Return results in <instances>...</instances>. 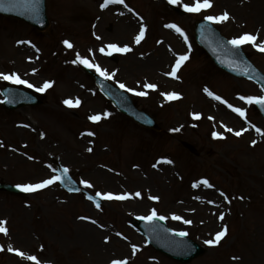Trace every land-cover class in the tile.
Masks as SVG:
<instances>
[{
  "label": "rangeland",
  "instance_id": "1",
  "mask_svg": "<svg viewBox=\"0 0 264 264\" xmlns=\"http://www.w3.org/2000/svg\"><path fill=\"white\" fill-rule=\"evenodd\" d=\"M236 1L211 0L210 8L187 12L183 5L194 0H179L173 5L185 12L182 15L169 8L172 4L169 0L110 3L125 12L127 18L132 16L137 21L126 32L119 30L120 19L112 15L111 6L100 7L104 0H46L49 25L42 32L19 19L0 15V73L11 75L7 70L16 52H32L36 57L31 64L37 67L35 77L23 74L20 78L34 87L14 85L30 89L42 99L37 106L17 110L0 108V180L15 185L35 184L55 175L57 169L67 168L77 183L92 194L96 191L125 194L124 199L102 198L97 208L87 201L83 192L69 193L58 181L26 192L24 196L0 192V220L6 222L7 229V233L0 232V264H36L27 259L33 255L40 264H111L113 259L125 258L127 264H264L262 178H247L257 186L261 184V189L242 191L244 198L236 211L231 201L241 186L242 172L260 173L264 167V121L254 103L239 98L241 95L261 96L262 92L250 81L218 70L195 44L192 34L194 21L226 11L229 19L214 24L228 39L249 33L257 36V44L264 41V0ZM95 20L98 22L96 32L93 30ZM141 24L145 32L136 43ZM170 24L177 25L183 34L167 27ZM64 40L72 47H67ZM108 44L128 45L131 50L112 51L107 48ZM241 46L264 72V52L251 43ZM101 47L104 52L100 51ZM161 50L167 52L163 62L157 60ZM77 53L107 72L112 84L123 83L124 90L134 89L130 95L132 100L159 122L161 131L146 130L120 115L100 94L92 79L81 71L82 63H72ZM185 54L188 59L181 64L176 76L166 75L178 57ZM91 69L97 72L95 67ZM161 74V78L170 77L167 79L170 89L165 93L176 92L177 98L165 99L157 89L143 87L145 83L164 82L156 78ZM45 81H51L52 86L44 92L36 91ZM10 82L0 79V89ZM205 87L222 99L218 101L209 96ZM62 93L69 95L67 100L71 105L64 103ZM223 101L243 108L245 116L241 117ZM217 102L226 108H218ZM192 113H200V118L195 119ZM97 114L101 117L98 121L88 119ZM209 117L213 118L215 127L205 122ZM256 122L261 124V137L235 135L247 125L255 126ZM22 124L28 127V132L19 138L22 149L6 153L3 147L13 141L12 127ZM222 126L232 128V136L212 137L213 131L222 133L217 129ZM82 137L85 139L80 141ZM252 140L256 144L253 145ZM183 142L191 144L197 154L185 149ZM160 174H163V182L158 188ZM82 180L89 181L93 187L85 186ZM203 180L212 186H205ZM194 184L193 192L197 193L199 188L206 190L208 202L192 193L189 187ZM127 192L128 196L142 197L140 205H134ZM137 192L140 196L135 195ZM211 193L220 199L214 201L215 211L219 210L215 221L198 218L189 225L182 219H173L174 215L186 217L184 212L191 208L210 206ZM152 196L158 199L153 200ZM153 209L158 217H166L162 220L170 228L186 232L202 247L199 257L183 263L174 261L140 237L132 220ZM221 212L224 213L222 220ZM93 220L96 223H92ZM77 221L90 226L86 238L77 235ZM225 226L227 233L219 243H204ZM245 226L253 229L255 238L243 236ZM244 241L248 249L243 247ZM133 245L137 249L135 255ZM9 246L25 256L13 255Z\"/></svg>",
  "mask_w": 264,
  "mask_h": 264
},
{
  "label": "snow or ice",
  "instance_id": "2",
  "mask_svg": "<svg viewBox=\"0 0 264 264\" xmlns=\"http://www.w3.org/2000/svg\"><path fill=\"white\" fill-rule=\"evenodd\" d=\"M20 2H21V0H7V3L10 4V5H16L17 3H20ZM23 2L26 5H31L33 10H35L36 0H23ZM178 2H179V0H169V3H172V4H175V3H178ZM4 3H5V0H0V10H4V11L10 10L9 8L3 7ZM108 3H120V4H123L124 0H104V3H102L100 5V7L104 8ZM211 6H212L211 0H194V2L191 3V4H187V3L184 4L183 8L187 12H200L202 9H207V8H210ZM125 7H127V5H125ZM204 19L207 20V21L221 22V21H225V20L229 19V14H228V12L225 11L221 15H208V16H205ZM167 27L174 28L177 32L183 34L182 30L175 24L167 25ZM144 32H145V26L143 24H141L140 25L139 34L135 37V42L136 43L140 42L141 38L143 37ZM97 38L99 39V37H97ZM256 41H257V36L256 35L249 34V33H244V34L239 35L238 37H234L233 39L227 41V43L232 45L233 47H236V48H238L240 45H243L245 43H251L253 47L258 48V50L261 51V52H264V41H260L258 44L256 43ZM17 43H22V41H17ZM27 43H30V42H27ZM63 43L69 48L72 47V44L68 40H64ZM33 47H35V46L33 45ZM107 48L111 49L112 51H116V52H128V51L131 50L128 45H124L123 47H119L116 44H108ZM37 51H39V49H37ZM89 51L91 52V49H89ZM100 51L104 52V47H101ZM187 59H188V57H187L186 54L185 55H180L178 57V59L176 60L175 64L172 66L171 72L166 73V75L175 77L177 70L180 68L181 64ZM77 62L82 63V64H84V65H86L87 67H90V68L91 67H95L96 71L100 72L101 75L108 76L107 72L102 71L99 68V66L93 65L92 63H90L89 60L86 57H81L79 53H77L76 59L72 61V63H74V64L77 63ZM32 71L35 72L36 70L33 69ZM0 79L11 80L15 84L27 85L29 88L34 87V85L29 83V81L21 79L16 73H12L11 75H8V74H5V73H0ZM51 86H52V82L51 81H45L44 84L41 87L36 88V91L44 92L46 89H48ZM119 87L123 89V88H126V85L123 84V83H120ZM143 87L148 88V89H156L157 85L156 84H151V83H145L143 85ZM126 90L129 91V92H135V90L132 89V88H127ZM204 91L209 96H213V98L218 100V101L222 99L219 95H214V93L210 92L207 87H205ZM136 94L137 95H146V93H144V92H136ZM161 95H164L167 99H173V98H177L179 96V94L176 93V92L161 93ZM239 98L241 100H243V101H246L247 103L255 102L257 104H264V96H244V95H241ZM223 102L225 104H227L228 108H230L234 112L238 113L241 117L245 116V110L243 108L234 107L232 104L228 103L227 101H223ZM64 103L68 104V105L72 104V102L70 100H67V99L64 101ZM76 103L78 104L79 100H77ZM107 115H108V113L105 112L104 116H107ZM191 115L195 119H199L201 114L200 113H192ZM100 118L101 117L98 114L88 117V119L92 120V121H98ZM209 119H212V117H209ZM253 127H255V126L253 125ZM255 130L258 133L261 132L260 128H256ZM172 131H179V129H172ZM227 131L228 132H232L233 129L232 128H227ZM243 131H245V129H241L240 131H236L235 135L236 136H240L241 132H243ZM88 134L92 135L93 133H88ZM41 135H43V133H41ZM212 136L214 138L222 137V133H218L216 131H213L212 132ZM251 143L254 145V144H256V141L252 140ZM88 151H91V149L89 148ZM161 159L164 162H166V163H172L171 160H166L165 158H161ZM159 162L160 161H158V163ZM153 167H156V165L154 164ZM63 172L65 174H67L68 169L64 168ZM58 180H61V177L53 175L50 178L43 179V180H41V181H39V182H37L35 184H18L17 187L22 189L25 192H31V191H35V190H38V189H43V188L53 184L54 181H58ZM81 183L84 184L85 186L89 187V188L93 187L89 183V181H87V180H82ZM202 183L205 186H208V187L212 186V185L209 184V182L207 180H203ZM193 186L195 187L196 185L194 184ZM135 195L136 196H140V193L137 192ZM222 195H223V193H222ZM95 196L96 197H103V198H106V199H112L113 198V193H111V192L101 193L99 191H96L95 192ZM88 198L90 200L93 199L92 196H89ZM116 198L117 199H124L125 196H117ZM224 198L226 200L228 199L227 196H225ZM151 199L156 200V199H158V197L152 196ZM96 207L97 208L100 207V204L98 202L96 203ZM156 216H157V213H156L155 209H153L151 211L150 215L144 216V217H141V218L144 219V220L151 221L154 218H156ZM223 217H224V213L221 212L220 215H219V218L222 220ZM165 218L166 217H164V216H160L159 217V219H165ZM81 219H90V218L89 217H81ZM173 219L181 220L182 217L174 215ZM5 223H6L5 221L0 220V232L7 233V229L4 226ZM92 223H96V221L93 220ZM183 223L184 224H190L191 221L190 220H183ZM101 227H103V225H101ZM226 233H227V227L225 226L220 231L215 232L214 238L207 239V240L204 241V243L208 244V245H215V244H217V243H219L221 241V239L226 235ZM177 234L179 236H186L187 235V233L184 232V231H180ZM117 235L119 236V235H121V233H117ZM104 239H105V241H107L109 238L106 236ZM8 250L9 251H16L17 254L22 256V257L25 256V253H23L22 251H19V250H14L11 246H9ZM136 250H137L136 246L133 245L132 246L133 255H135ZM27 259L31 260V261H35L36 264H40V261L34 255L33 256H27ZM233 259H238V257H234ZM111 264H127V260H126V258L125 259H113L111 261Z\"/></svg>",
  "mask_w": 264,
  "mask_h": 264
},
{
  "label": "bare ground",
  "instance_id": "3",
  "mask_svg": "<svg viewBox=\"0 0 264 264\" xmlns=\"http://www.w3.org/2000/svg\"><path fill=\"white\" fill-rule=\"evenodd\" d=\"M116 5V4H114ZM107 6H111L114 11L112 13L113 16H116V19L118 17V20L120 19V29L121 32H126L128 31L135 23H137V21L135 20L134 17H130V18H127L125 16V12H123L121 9L118 11L119 7L117 6H113L111 5L110 3L107 4ZM120 13V17L119 18V14ZM96 24V25H95ZM98 22L96 23V20L94 21V31H95V28L97 26ZM96 32V31H95ZM95 41V38L93 39ZM20 49H23L21 46H20ZM167 58V52H164V51H160V54L159 56L157 57V60H161V62L165 61ZM13 64L11 65V67L7 70L8 72H12V73H16L18 76L20 75H23L25 74L27 77H35V72H33L32 70L33 69H37V67L35 66H32V62H34L36 60V57L33 55L32 52L30 51H27L26 53H20V52H16L14 57H13ZM162 77V74L157 76L156 78L159 79ZM164 78H161L162 81L164 82H159L157 84V90L160 91L161 93H165L166 90H169L170 89V86L168 85L167 83V79L168 77L166 75H163ZM74 85H76L74 83ZM76 93V92H75ZM74 93V94H75ZM73 94V96H74ZM62 96L67 99L69 98V95H67L66 93H62ZM164 97V95H163ZM217 104V107L218 108H225L224 105L222 103H216ZM239 122H241L239 120ZM215 124L216 123H213V126L215 127ZM218 125V124H217ZM28 127H25L23 124L21 126H14L12 127L11 129V137L13 138V141L10 142L8 145H5L3 148L5 150L6 153H10V152H13L15 150H18V149H22V146H21V143L19 142V138L20 136L23 134V133H27L28 132ZM227 128L228 127H225L223 126L222 128H218L217 129H220L221 132H222V137H231L232 134L231 132H228L227 131ZM256 128H259L258 126H256ZM256 128H254L252 125H247L244 129L245 131L241 132V134L243 135H251V136H259V133L256 132ZM82 139H85L84 137H82L80 139V141ZM82 151L84 152L85 149H82ZM262 171L260 173H256V172H242L241 174V186L239 187L238 189V192L237 194L234 195V197L231 199V201L233 202L234 206H235V211L240 207L241 205V202L244 198V195H243V192L247 189H250V191H253L255 190L256 188L255 187H260L261 189V184H259L258 186L254 183L255 181H250L248 180L247 178L251 177L253 179H261L262 178V183L264 184V167H262ZM162 176V178L159 180V182L156 184V186L158 188H161L162 187V182H163V174H160ZM165 175V174H164ZM251 182L252 184H250L249 182ZM194 188V187H193ZM192 193L195 195L196 191L193 192V189L191 190ZM243 191V192H242ZM145 193L148 194L145 190ZM127 196H128V192L126 193ZM208 194L206 192V190L202 189V188H199V190L197 191L196 195H198V198H201V199H204L208 202V199H207V195ZM212 197L210 199V206H206V207H196V208H191L190 210H187V212H184L186 214V217H182V220H187L186 218H188L191 223L190 224H193L194 220H197L198 218L203 220V221H207V220H210V221H215L216 219V216H217V213L218 211H215V205H214V201H219L220 199H218L215 195V193H211ZM150 196V195H149ZM128 199L131 200V202L135 205H140L142 199L139 198V197H135L134 195H129L128 196ZM222 203V202H221ZM219 209H221V206L219 207ZM201 216V217H200ZM189 224V225H190ZM77 235H83V238H86L88 235V229L90 228V226L88 225V223L84 222V221H77ZM87 227V228H86ZM92 230V229H91ZM96 231V230H95ZM249 237H253L255 238V235L254 234H250ZM114 242L117 241V238L113 239ZM243 245V244H242ZM243 247H247L246 245V241H244V245ZM248 249V247H247Z\"/></svg>",
  "mask_w": 264,
  "mask_h": 264
},
{
  "label": "water",
  "instance_id": "4",
  "mask_svg": "<svg viewBox=\"0 0 264 264\" xmlns=\"http://www.w3.org/2000/svg\"><path fill=\"white\" fill-rule=\"evenodd\" d=\"M6 1V0H5ZM23 1V0H22ZM11 5L7 4L6 2L3 4V7L9 8ZM21 8H19L20 10ZM22 10V9H21ZM33 10V8H32ZM34 12H37L39 15L41 14L42 10V0H39L38 4L35 6V10H33ZM27 15L31 16L32 21H36L37 19H35L34 15H31V13L26 12ZM212 32L214 33L211 28L209 27L208 23H200L197 30H196V36L199 40V42L206 46V48L209 50V52L211 53L212 57L214 58V60L217 62V64H219L221 67L225 68L226 70L230 71V72H235L237 74H244L245 76H249L255 80H257L258 82L262 83L264 85V76L261 75L260 73H258L257 71H255L254 69L251 68V66L247 63V61H245V59L243 58L242 54L239 51V58L241 59V61L243 63H245L246 67L244 68L245 70H241L240 68L234 67L233 66V61L231 59L227 58V54L224 52H221L220 54L215 50V47L212 45L211 40L208 39L207 36V32ZM223 45L225 46H229L230 48H232V46L226 42H224L223 40H221ZM234 49V47H233ZM104 91L119 105H123L126 106L127 105V101L125 100V98L118 93L117 91L111 89L110 87L106 86L104 83H101ZM258 106L260 107L263 115H264V104H258ZM8 107H12V105H8ZM124 111V110H123ZM144 124H148L151 125L150 120H148V122H142ZM0 189H6L9 191H13L15 192V190L10 186V185H4V184H0ZM162 226V225H160ZM173 235L172 233L167 234L165 237H162L161 235H155V234H150L149 235V239L152 243H154L158 248L163 249L164 251H167L168 253H170L173 257L178 258V259H182V260H186L188 258H191V256H193L194 254H196L197 248L195 247L193 250L189 251V252H184L181 253L182 251H184L185 249L189 248L190 246L185 242L182 244H179L177 247H171V246H167L166 244L168 243V241L170 239H172Z\"/></svg>",
  "mask_w": 264,
  "mask_h": 264
}]
</instances>
